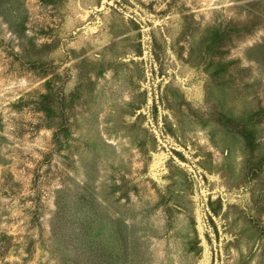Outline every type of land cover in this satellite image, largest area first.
I'll return each instance as SVG.
<instances>
[{"label": "rangeland", "instance_id": "374dc122", "mask_svg": "<svg viewBox=\"0 0 264 264\" xmlns=\"http://www.w3.org/2000/svg\"><path fill=\"white\" fill-rule=\"evenodd\" d=\"M0 264H264V0H0Z\"/></svg>", "mask_w": 264, "mask_h": 264}]
</instances>
